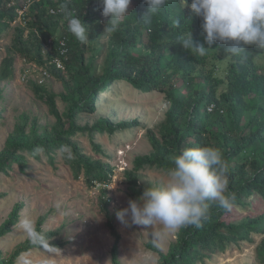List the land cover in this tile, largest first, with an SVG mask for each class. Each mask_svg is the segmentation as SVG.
I'll list each match as a JSON object with an SVG mask.
<instances>
[{
  "label": "trees",
  "instance_id": "16d2710c",
  "mask_svg": "<svg viewBox=\"0 0 264 264\" xmlns=\"http://www.w3.org/2000/svg\"><path fill=\"white\" fill-rule=\"evenodd\" d=\"M61 4H67L71 15L79 16L87 26L88 38L106 32L100 20L107 22V18L102 16L98 0H0V38L14 22L22 21L13 28L9 51L1 63L0 80L12 72V54L39 64L47 62L48 65L59 53V41L55 37L58 27L66 38L67 50L60 57L69 74L65 77L63 69L50 64L51 74L62 81L64 93L56 94L42 85L32 84L35 97L46 104L55 121L50 127L33 124L26 131V117H23L25 120L15 126L0 153V171L5 172L13 163L18 164L21 170L25 169L28 161L23 152L35 160L44 154L56 167L59 153L73 176L78 178L83 175L89 187L107 182L113 175L111 165L100 157L86 154L74 137L88 135L95 149L106 155L100 143L93 140L94 135L105 132L112 136L137 127L139 121L114 122L110 118L99 117L90 126L79 124L78 116L93 114L98 95L109 91L118 82L132 86L141 94L158 92L164 95L169 106L157 125V132L149 130L147 133L151 150L136 155L132 169L124 171L130 199L139 198L146 188L138 184L139 170L156 168L167 171L172 157L179 150L197 146H213L222 152L229 168V189L235 193L230 212L212 204L210 218L202 227L181 229L166 253L149 245L159 253L160 264H196L216 252H224L231 245L252 242L253 234L262 236L256 255L264 264V212L246 215L239 221L232 218L235 208L246 207L256 198L264 200V74L257 72V67L250 63L251 54L246 57L230 54L229 60L225 61L228 55L226 46L219 42L214 43V49L206 55L190 54L183 50L178 38L190 30L194 39L203 43L202 18L193 14L189 19L187 7L183 8L179 0H168L151 24L145 25L140 20L147 5L144 0H132L128 16L116 31L110 33L106 64L97 73L92 69L93 59L86 60V44L68 31L64 14L60 12L53 16L48 13V9ZM20 10L22 15L18 13ZM49 37L52 43L49 52L44 53L43 47ZM217 48L221 50L219 61L222 60L223 64L227 62L220 75L214 68L206 69ZM56 95L67 103L64 113L57 108ZM38 146L43 150L38 151ZM61 146L68 149L71 159L67 158V153L60 151ZM104 205L107 226L114 237L111 261L112 264H120V235L107 203ZM17 212L18 207L0 228V237L8 232L10 224L16 222ZM45 246L60 244L49 242ZM14 257L0 259V264H13Z\"/></svg>",
  "mask_w": 264,
  "mask_h": 264
},
{
  "label": "rangeland",
  "instance_id": "374dc122",
  "mask_svg": "<svg viewBox=\"0 0 264 264\" xmlns=\"http://www.w3.org/2000/svg\"><path fill=\"white\" fill-rule=\"evenodd\" d=\"M21 22H14L0 38V71L2 60L11 45L13 28ZM101 23L106 26L107 22L101 19ZM58 28L62 31L61 27ZM109 38L110 33L106 31L101 36L88 38L86 43V60L93 59L92 69L97 73L106 64ZM43 48L44 53L49 52L46 45ZM252 52L258 56L264 71V50L255 46ZM12 55V72L0 80V153L15 126L25 120L23 117H26V131L33 124L50 127L55 121L46 104L35 97L31 89L33 83L56 94L65 92L62 81L51 74V65L47 66L49 77H45L41 74L44 64L25 60L17 54ZM219 58L220 52L216 50L206 69L214 68L216 74H221L224 64ZM62 71L65 77L69 76L64 67ZM55 101L59 112L64 113L67 103L59 95H56ZM168 106L163 94H141L132 86L118 82L109 91L98 95L93 114L83 113L78 116L79 124L90 126L99 117H107L114 122L139 121L137 127L116 132L112 136L105 132L94 135L93 140L100 143L107 156L95 149L88 135L79 134L74 137L86 154L100 157L111 165L113 175L107 182H98L89 187L83 175L78 178L73 176L59 153L56 167L44 154L35 160L23 152L28 161L25 169L21 170L18 164L13 163L5 172L0 171V228L9 221L12 211L18 207L16 222L10 224L8 232L0 237V259H9L16 253L13 264H112L114 237L106 222L104 204L107 203L120 235V264H160L159 253L151 246L166 253L179 231L166 232L159 224L134 225L130 214L126 215L128 224L125 225L117 219L116 212L127 208L130 200L124 171L132 169L136 155L151 150L147 133L149 130L157 132V125L164 118ZM166 172L143 168L138 171V184L140 187L161 185L167 181ZM233 212L232 218L236 221L246 215L261 214L264 212V200L253 199L248 206L235 208ZM24 218H30L36 230L43 235V246L33 245L24 235L20 227V221ZM153 232H163L162 238L154 240ZM261 238V235L253 234L252 242L231 245L224 252H216L196 264H263L256 255ZM49 242L59 243L60 246H45Z\"/></svg>",
  "mask_w": 264,
  "mask_h": 264
},
{
  "label": "clouds",
  "instance_id": "9594fccd",
  "mask_svg": "<svg viewBox=\"0 0 264 264\" xmlns=\"http://www.w3.org/2000/svg\"><path fill=\"white\" fill-rule=\"evenodd\" d=\"M131 3L132 0H98L102 16L107 18V32L119 28L129 14ZM144 3L147 8L140 21L149 25L153 17L165 8L168 0H144ZM179 3L189 9V19L193 14L202 18L201 29L205 34L203 43L195 40L190 30L182 34L178 39L183 50L203 56L214 49V43L219 42L226 46L228 55L223 53L227 57L225 61L229 60L230 54L246 57L249 53L250 63L257 67V72L264 74L258 56L252 52L255 46L264 50V0H191L190 4L188 0H179ZM60 11L67 20L68 31L82 44H86L89 41L87 26L79 16L71 15L67 4H61ZM175 22L179 25L177 20ZM57 30L63 35L59 28ZM216 50L221 51L218 48ZM226 64L224 62L222 69ZM37 150L43 149L38 146ZM60 151L67 153V158L71 159L66 147L61 146ZM166 175L165 183L146 187L139 198L130 199L127 208L116 212L117 219L127 225L126 215L130 214L134 225L159 224L164 231L175 233L190 226L202 227L210 218L212 204L225 212L232 210L235 193L229 189L228 164L218 148L197 146L179 150L172 157ZM20 227L33 245L43 246L44 237L30 218L21 220ZM162 236L163 232H153L154 240H160Z\"/></svg>",
  "mask_w": 264,
  "mask_h": 264
},
{
  "label": "built area",
  "instance_id": "2783aa9c",
  "mask_svg": "<svg viewBox=\"0 0 264 264\" xmlns=\"http://www.w3.org/2000/svg\"><path fill=\"white\" fill-rule=\"evenodd\" d=\"M23 11H19V14L21 15ZM60 6L57 5L55 7H52L49 9V13L52 14V15H55V14H58L60 13ZM55 36L58 38V41H59V53L58 55L54 56L52 58V60H50L49 64H54L56 68H59V69H63V63L61 61V57L60 56H64L65 55V52L67 50L66 48V38L60 33L59 30H57L55 32ZM52 43V38H48L47 40V46L49 47V45ZM47 62L44 63V66L45 67L44 69L41 70V74L42 76H45V77H49V71L47 69Z\"/></svg>",
  "mask_w": 264,
  "mask_h": 264
}]
</instances>
